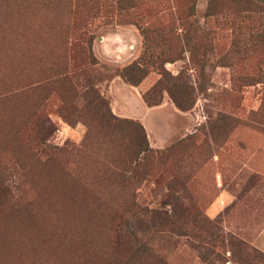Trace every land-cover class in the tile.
<instances>
[{
  "label": "rangeland",
  "instance_id": "rangeland-1",
  "mask_svg": "<svg viewBox=\"0 0 264 264\" xmlns=\"http://www.w3.org/2000/svg\"><path fill=\"white\" fill-rule=\"evenodd\" d=\"M207 3L135 0L121 10L119 0H86L81 10L95 9L79 18L69 42L74 55L69 75L78 92L94 86L116 116L145 128L154 153L136 193L142 205L158 209L164 219L146 232L138 220L131 223L142 239L155 238L166 264H243L231 236L246 243L251 255L264 254V120L257 114L264 107V42L250 40L264 31V7L251 19H242L243 14L236 19L206 16ZM189 23L207 34L206 51L196 60L184 48ZM143 29H163L168 41L146 45ZM144 52L151 55L149 74L132 86L121 72ZM165 57L172 58L165 64L171 76H181L194 89L188 110L179 109L166 90L159 105L144 98L161 79ZM254 78L256 84L243 82ZM84 104L82 96L66 103L56 92L47 99L42 113L52 130L47 146L38 148L41 159L50 147L82 146L88 127L77 114ZM221 114L233 125L211 131ZM173 145H178L175 152L169 151ZM165 152L171 156L160 160ZM8 155H0V162H9ZM15 178L13 190L30 195L24 173ZM251 264H264V258Z\"/></svg>",
  "mask_w": 264,
  "mask_h": 264
},
{
  "label": "trees",
  "instance_id": "trees-1",
  "mask_svg": "<svg viewBox=\"0 0 264 264\" xmlns=\"http://www.w3.org/2000/svg\"><path fill=\"white\" fill-rule=\"evenodd\" d=\"M85 2L0 0V155L9 153V162H0V264H166L155 238L142 239L131 223L138 220L146 232L164 219L158 209L142 205L136 193L154 153L144 126L116 116L94 86L79 93L69 75L74 58L70 37L79 18L95 9L81 10ZM131 5L135 0H119L121 10ZM263 7L264 0H208L205 14L251 19ZM189 24L184 48L196 60L206 51L207 34ZM142 34L146 45L168 41L163 29H143ZM259 34L250 40L264 42V31ZM150 57L144 52L122 70V78L138 86L149 74ZM171 60L165 57L159 64L162 77L144 98L159 105L166 90L185 111L194 104V89L181 76H171L165 67ZM55 92L66 103L83 97L77 120L88 130L82 146L50 147L43 160L38 148L47 146L52 126L42 108ZM257 114L264 120L263 106ZM232 125L233 119L221 114L210 128L217 132ZM170 156L165 152L159 158ZM20 172L31 186L30 195L13 190ZM229 241L238 243L243 264L264 258L257 250L251 255L250 247L232 236Z\"/></svg>",
  "mask_w": 264,
  "mask_h": 264
}]
</instances>
